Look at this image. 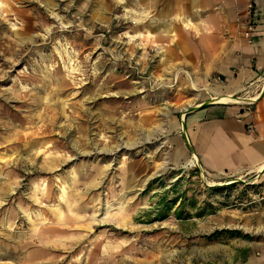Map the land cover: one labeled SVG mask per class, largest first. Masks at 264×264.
Wrapping results in <instances>:
<instances>
[{
  "label": "rangeland",
  "instance_id": "obj_1",
  "mask_svg": "<svg viewBox=\"0 0 264 264\" xmlns=\"http://www.w3.org/2000/svg\"><path fill=\"white\" fill-rule=\"evenodd\" d=\"M141 13L0 0V264H237L264 245V179L177 154L223 79H197Z\"/></svg>",
  "mask_w": 264,
  "mask_h": 264
},
{
  "label": "crops",
  "instance_id": "obj_2",
  "mask_svg": "<svg viewBox=\"0 0 264 264\" xmlns=\"http://www.w3.org/2000/svg\"><path fill=\"white\" fill-rule=\"evenodd\" d=\"M135 6L149 16L140 18L137 30L149 29L154 43L173 48L178 62L196 65L197 79H223L213 90L232 99L188 117L175 140L179 158L192 154L216 177L264 179V0H135ZM237 264H264V245Z\"/></svg>",
  "mask_w": 264,
  "mask_h": 264
},
{
  "label": "bare ground",
  "instance_id": "obj_3",
  "mask_svg": "<svg viewBox=\"0 0 264 264\" xmlns=\"http://www.w3.org/2000/svg\"><path fill=\"white\" fill-rule=\"evenodd\" d=\"M122 2H124L125 0H121ZM226 100H232L231 99V97L230 96H220L219 94H218V92L217 93H215L214 95H212L210 98H209V101L210 102H220V101H226ZM189 108L188 107H186V108H184L183 109V111L185 112V111H187ZM189 165V164H188ZM191 165V164H190ZM64 191V190H63ZM66 191V190H65ZM63 194V193H62ZM65 194V193H64ZM56 220L58 221V224L59 225H64V224H66V222L69 220L68 219V216L67 215H65V216H63L62 215V213L61 214H59L58 216H56Z\"/></svg>",
  "mask_w": 264,
  "mask_h": 264
},
{
  "label": "built area",
  "instance_id": "obj_4",
  "mask_svg": "<svg viewBox=\"0 0 264 264\" xmlns=\"http://www.w3.org/2000/svg\"><path fill=\"white\" fill-rule=\"evenodd\" d=\"M249 8H250V12L253 13V9H254V8H253V5H250ZM252 30H253V25L251 24V25L248 26V29H247V31H246V33H245V37H246V38H248V39L251 38V37H250V32H251Z\"/></svg>",
  "mask_w": 264,
  "mask_h": 264
}]
</instances>
